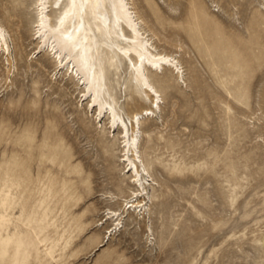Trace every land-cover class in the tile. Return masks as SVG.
Returning <instances> with one entry per match:
<instances>
[{"label": "rangeland", "instance_id": "obj_1", "mask_svg": "<svg viewBox=\"0 0 264 264\" xmlns=\"http://www.w3.org/2000/svg\"><path fill=\"white\" fill-rule=\"evenodd\" d=\"M51 1L55 25L67 1ZM129 2L174 60L147 69L159 108L123 33L88 3L83 20L137 182L121 129L38 48L36 0H0V264H264V0Z\"/></svg>", "mask_w": 264, "mask_h": 264}, {"label": "bare ground", "instance_id": "obj_2", "mask_svg": "<svg viewBox=\"0 0 264 264\" xmlns=\"http://www.w3.org/2000/svg\"><path fill=\"white\" fill-rule=\"evenodd\" d=\"M67 5L61 12L58 22L53 25L50 22L49 12L53 6L51 0H36V32L35 35L40 39L38 48L40 50H48L53 58L57 61L58 67L67 68V74L77 78L78 85L84 86V96L89 97V104L95 106L99 111V116L102 113L108 114L109 122H113V127L117 126L121 129L123 138L125 139L127 156L124 160L129 161V172L133 170V180L139 181L140 170L137 161L134 160L130 152L137 151L138 138L136 135L129 136V129L125 120L116 113L113 105L109 101H102L99 95L101 83L99 82V72L96 70L94 64H89L93 57L91 52L92 35L87 33V28L84 27L83 14L86 13L85 4L95 9L96 14L101 15L100 22L97 24L99 28L104 24L109 28L110 33L115 37H125L128 42L124 47L123 56L130 60L135 59L134 69L135 75L140 83L147 86L155 92L153 99V106L159 108L158 91L153 85L147 69L159 71L164 65H171L173 61L171 56L167 53L156 52L153 50L154 45L150 42L148 36L141 27L139 17L133 8L130 6L129 0H109L113 7V14L110 19L103 15L100 11L104 0H66ZM57 2V1H56ZM55 2V3H56ZM128 29L129 35L126 34ZM0 45L1 49L7 56L11 53L10 42L8 39V30L0 23ZM177 66V65H176ZM178 68V66H177ZM157 94V95H156ZM159 97V96H158ZM155 111L146 110L147 114H154ZM133 124H140V116L138 114L133 116ZM134 156V154H132ZM143 163V160H140ZM147 170L146 164H144ZM139 190H135V195L140 197L142 195ZM137 206H145L143 200L136 199ZM142 203V204H140ZM132 207L134 204L131 205ZM124 212V211H123ZM117 212L109 211L107 217L116 215Z\"/></svg>", "mask_w": 264, "mask_h": 264}]
</instances>
